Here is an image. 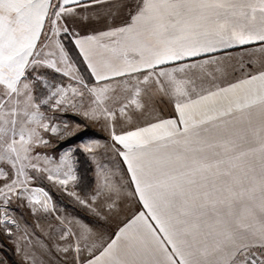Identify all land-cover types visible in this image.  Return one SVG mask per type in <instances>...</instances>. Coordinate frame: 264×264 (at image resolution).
<instances>
[{
  "label": "snow or ice",
  "instance_id": "snow-or-ice-1",
  "mask_svg": "<svg viewBox=\"0 0 264 264\" xmlns=\"http://www.w3.org/2000/svg\"><path fill=\"white\" fill-rule=\"evenodd\" d=\"M69 115L108 141L49 154L86 131ZM44 181L97 221L142 210L105 236ZM25 211L56 226L41 240ZM0 234L22 264H264V0H0Z\"/></svg>",
  "mask_w": 264,
  "mask_h": 264
},
{
  "label": "rangeland",
  "instance_id": "rangeland-1",
  "mask_svg": "<svg viewBox=\"0 0 264 264\" xmlns=\"http://www.w3.org/2000/svg\"><path fill=\"white\" fill-rule=\"evenodd\" d=\"M67 118L75 119L76 122L82 123L86 127V131L83 133L82 137L72 141L71 145H61L58 147V141L56 139H53L52 149H50L49 154L55 155L59 152L64 151L65 148L69 146H75L76 144L81 143L82 140H88L90 138L100 140L101 142L108 141V133L104 131L100 123H95L92 121H82L79 117L74 118L71 115H69ZM77 157L79 158L78 155ZM97 159L107 164L109 167L120 166L119 158H103L98 155ZM76 171L80 177V181H82L81 175L85 177L89 175L90 178L94 179V181L93 185H91V189L88 192L83 191L80 188V185H82L80 181L74 190L79 192L81 195H84L85 193H90L95 187L96 183L95 162L87 155H85V157L78 159ZM41 186H44L46 190L50 192V194L53 196V201L57 204L59 208L63 209L67 214H71L72 216H78L80 219L85 220V222H96L94 226L102 230L105 236L110 235L115 230L116 225L120 221H122L126 216L130 215L138 205V202L134 197L127 198L123 202V211L118 217L110 219L108 222L97 221L96 217L92 216L91 213H89L86 209L76 205L71 197L67 196L66 194L58 190L56 187L48 184L47 181H44ZM69 190H73V188L69 186ZM24 217L25 222L28 225L29 231H35V234L39 236L41 240L45 239L49 231L50 225H52L53 227L56 226L54 219L50 216L40 217L38 219L37 217L25 211ZM23 223L24 222H22V227ZM37 224H39L40 226L37 227ZM57 260H59V257H57ZM0 264H22L21 257L17 255L12 240L9 237L4 236L3 234H0ZM69 264H71V255L69 256Z\"/></svg>",
  "mask_w": 264,
  "mask_h": 264
},
{
  "label": "crops",
  "instance_id": "crops-1",
  "mask_svg": "<svg viewBox=\"0 0 264 264\" xmlns=\"http://www.w3.org/2000/svg\"><path fill=\"white\" fill-rule=\"evenodd\" d=\"M128 2V0H120V3H127ZM107 7L108 6H105V8L104 9H99V10H90V11H100L102 14H104L105 13V11H106V9H107ZM112 11H113V16H109L108 17V23H113V21H115L116 23H119L121 20H123L124 18H125V15H126V10H123V9H121L120 7H119V5H117V7H115V8H113L112 9ZM102 24H103V22H101L100 24H91V25H89V28H91V27H96V28H99V27H102ZM78 30H81V31H83V29L82 28H80V29H78ZM76 51V50H75ZM231 52H232V54H233V56L235 57L236 56V54L238 53V52H240L241 51V49H239V48H237V49H233V50H230ZM232 63H235V60H233V61H231ZM156 108H157V110L158 111H162V114L163 115H165V116H171V115H174V110H173V108H172V106L170 105V104H168L166 101L165 102H163V103H161V102H157L156 103ZM100 157H112V158H118V157H116V156H114L112 153H107V154H101V155H99ZM140 210H142V206L138 203V205H137V207L135 208V210L130 214V215H128V216H126V217H131L133 214H135L136 212H138V211H140ZM125 217V218H126ZM124 218V219H125ZM123 219V220H124ZM122 220V221H123Z\"/></svg>",
  "mask_w": 264,
  "mask_h": 264
},
{
  "label": "trees",
  "instance_id": "trees-1",
  "mask_svg": "<svg viewBox=\"0 0 264 264\" xmlns=\"http://www.w3.org/2000/svg\"><path fill=\"white\" fill-rule=\"evenodd\" d=\"M68 48H69L73 58L79 60V57L76 55V51L72 47L71 43L68 44ZM80 68H81V71L84 72L85 76H88V71H87V69H86V67L84 66L83 63L80 64ZM91 130H93V129H91ZM77 155L79 156V158L85 157V154H83L81 152H77ZM81 178H82V181H80V182L82 183V185H80V188L83 191H87L88 192L91 189V185H93L94 179L90 178L89 175L86 176V177L81 175Z\"/></svg>",
  "mask_w": 264,
  "mask_h": 264
}]
</instances>
